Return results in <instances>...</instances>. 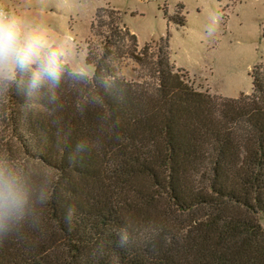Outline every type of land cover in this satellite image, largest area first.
<instances>
[{
  "label": "trees",
  "instance_id": "trees-1",
  "mask_svg": "<svg viewBox=\"0 0 264 264\" xmlns=\"http://www.w3.org/2000/svg\"><path fill=\"white\" fill-rule=\"evenodd\" d=\"M120 26L96 10L91 77L33 87L34 65L0 85V171L24 194L0 264H264V66L249 96H211Z\"/></svg>",
  "mask_w": 264,
  "mask_h": 264
},
{
  "label": "rangeland",
  "instance_id": "rangeland-1",
  "mask_svg": "<svg viewBox=\"0 0 264 264\" xmlns=\"http://www.w3.org/2000/svg\"><path fill=\"white\" fill-rule=\"evenodd\" d=\"M3 6L25 32L44 37L46 50H61L64 66L85 77L93 74L85 63L86 41L99 8L119 13L122 28L136 37L137 51L149 45L155 53L164 46L174 70L211 96H249L252 71L264 66V0H3ZM99 42L92 39L95 48ZM114 58L118 78L148 79L137 63Z\"/></svg>",
  "mask_w": 264,
  "mask_h": 264
},
{
  "label": "clouds",
  "instance_id": "clouds-1",
  "mask_svg": "<svg viewBox=\"0 0 264 264\" xmlns=\"http://www.w3.org/2000/svg\"><path fill=\"white\" fill-rule=\"evenodd\" d=\"M46 49L44 37L25 32L19 18L0 0V85L15 80L17 70L30 69L33 64L37 68L33 70L31 86L44 79L58 82L64 71V53ZM23 203L24 194L17 182L0 171V219L18 212Z\"/></svg>",
  "mask_w": 264,
  "mask_h": 264
},
{
  "label": "water",
  "instance_id": "water-1",
  "mask_svg": "<svg viewBox=\"0 0 264 264\" xmlns=\"http://www.w3.org/2000/svg\"><path fill=\"white\" fill-rule=\"evenodd\" d=\"M144 1H150V0H144Z\"/></svg>",
  "mask_w": 264,
  "mask_h": 264
}]
</instances>
